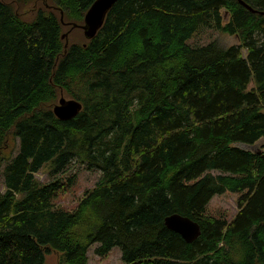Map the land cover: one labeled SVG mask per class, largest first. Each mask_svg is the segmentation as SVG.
<instances>
[{"label": "trees", "instance_id": "16d2710c", "mask_svg": "<svg viewBox=\"0 0 264 264\" xmlns=\"http://www.w3.org/2000/svg\"><path fill=\"white\" fill-rule=\"evenodd\" d=\"M12 1L0 0V152L11 136L19 145L3 168L0 264H46L51 250L89 264L96 244L100 257L120 247L125 264H264V143L239 146L264 140V0H244L260 12L118 0L78 42L65 22L83 23L95 0H26L49 8L31 20ZM207 27L241 42H188ZM61 91L83 103L68 120L51 108ZM74 163L101 174L66 210L54 200L75 184ZM227 191L240 194L235 217L210 215ZM175 212L201 224L197 240L166 226Z\"/></svg>", "mask_w": 264, "mask_h": 264}, {"label": "rangeland", "instance_id": "374dc122", "mask_svg": "<svg viewBox=\"0 0 264 264\" xmlns=\"http://www.w3.org/2000/svg\"><path fill=\"white\" fill-rule=\"evenodd\" d=\"M26 0H14L10 4L13 9L17 11L25 20L33 19L34 14L38 12L39 9L47 10L48 7L45 6L44 3L39 1L37 4L28 2ZM48 5V3H47ZM53 5V4H51ZM51 5H48L49 7ZM50 9H53L50 7ZM224 23H226L229 19V13L226 10L222 11ZM85 23V16L83 23L79 25H83ZM66 27L63 32V36L67 37L65 40L68 42H78L85 40V33L82 28L75 27L73 22H65ZM212 40H217L221 45L227 47L233 44H239L241 42L240 37L237 35H231L224 31H218L214 28H203L199 32H197L188 42L192 45H204ZM245 54L246 51L244 50ZM74 90H76V86H74ZM64 97L67 100L76 99L80 101L78 98L72 97L68 95L65 91H61L60 97L53 103L51 106L52 110L54 106L60 102V99ZM264 140H260L254 145H245L239 144V146L249 149L256 152L262 151V145ZM18 141L13 136H11L4 149L0 152V191L5 192L4 185V176H3V168L12 155H14L18 149ZM215 174L218 172L215 171ZM99 171L88 170L85 166L80 165L78 163H74L70 170L67 172L66 176L74 175L76 178L75 184L68 189L67 191H62L58 193L56 199L54 200L55 205L60 208H64L66 210L74 209L80 199L86 195L88 191L94 188L97 184V181L100 177ZM37 179L45 184L53 179V175L51 174V168L49 165L44 166L37 174ZM239 193H233L227 191L223 194L216 195L211 200L208 205V213L214 217H226L227 219H232L237 214L238 207V198ZM96 245L92 246L89 250V264H125L122 260L121 249L120 247H114L111 252L106 257H100L95 254L94 248ZM60 260L59 253L51 250L46 254V264H58Z\"/></svg>", "mask_w": 264, "mask_h": 264}, {"label": "water", "instance_id": "95a60500", "mask_svg": "<svg viewBox=\"0 0 264 264\" xmlns=\"http://www.w3.org/2000/svg\"><path fill=\"white\" fill-rule=\"evenodd\" d=\"M118 0H95L87 13L85 14V23L79 25L84 30L87 38H93L100 28L103 26L105 18L109 10ZM243 5L253 12H260L253 8L244 0H239ZM264 14V11L261 12ZM74 26H78L74 24ZM83 109V103L76 99L67 100L64 97L54 106V114L61 120H68L75 117ZM166 226L181 235L187 242L192 243L197 240L202 234L201 224L188 216L180 213H172L165 217Z\"/></svg>", "mask_w": 264, "mask_h": 264}]
</instances>
